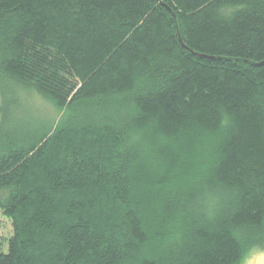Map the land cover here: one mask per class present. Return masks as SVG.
Wrapping results in <instances>:
<instances>
[{"label":"trees","instance_id":"trees-1","mask_svg":"<svg viewBox=\"0 0 264 264\" xmlns=\"http://www.w3.org/2000/svg\"><path fill=\"white\" fill-rule=\"evenodd\" d=\"M0 210V264L264 249V0H0Z\"/></svg>","mask_w":264,"mask_h":264},{"label":"rangeland","instance_id":"rangeland-1","mask_svg":"<svg viewBox=\"0 0 264 264\" xmlns=\"http://www.w3.org/2000/svg\"><path fill=\"white\" fill-rule=\"evenodd\" d=\"M33 103L38 106L37 111L43 119H52L53 121H57L59 118L58 110L46 99L38 96ZM12 234L13 224L11 219L4 215L0 210V247L2 246V250L8 249L7 241ZM243 264H264V249H253Z\"/></svg>","mask_w":264,"mask_h":264},{"label":"water","instance_id":"water-1","mask_svg":"<svg viewBox=\"0 0 264 264\" xmlns=\"http://www.w3.org/2000/svg\"><path fill=\"white\" fill-rule=\"evenodd\" d=\"M164 3V2H163ZM165 5H167L166 3H164ZM169 9L172 11V8L169 6ZM173 12V11H172ZM173 15H174V17H175V19L177 20V17H176V14H175V12H173Z\"/></svg>","mask_w":264,"mask_h":264}]
</instances>
